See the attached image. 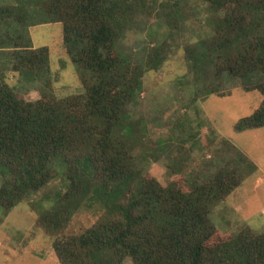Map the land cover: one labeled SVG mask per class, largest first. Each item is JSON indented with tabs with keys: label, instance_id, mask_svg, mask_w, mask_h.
Returning a JSON list of instances; mask_svg holds the SVG:
<instances>
[{
	"label": "trees",
	"instance_id": "16d2710c",
	"mask_svg": "<svg viewBox=\"0 0 264 264\" xmlns=\"http://www.w3.org/2000/svg\"><path fill=\"white\" fill-rule=\"evenodd\" d=\"M199 1L207 3L210 32L184 41L189 105L213 93L227 95L228 86L239 83L263 98L235 130L264 127V0ZM7 2L0 18L11 36L3 38L1 29L0 44L14 48L8 68L43 79L45 86L49 49L33 46L26 25L59 22L83 87L68 95L44 88L39 98L26 100L0 72V222L61 179L63 191L43 190L31 203L38 210L36 228L52 239L60 264H125L127 258L133 264H264V230L246 226L222 237L212 221L214 207L256 169L247 155L234 147L237 157H222L216 172H190L181 187L144 172L134 153L145 134L130 126L133 105L144 74L158 70L184 37V24L195 12L186 1L171 8L158 0ZM13 14L23 32L8 23ZM153 18L157 29H166L157 34ZM144 30L150 43L124 44L128 33ZM84 210L97 218L71 231V221Z\"/></svg>",
	"mask_w": 264,
	"mask_h": 264
},
{
	"label": "rangeland",
	"instance_id": "374dc122",
	"mask_svg": "<svg viewBox=\"0 0 264 264\" xmlns=\"http://www.w3.org/2000/svg\"><path fill=\"white\" fill-rule=\"evenodd\" d=\"M7 1L0 0V6L7 5ZM174 1L158 0L159 3L163 2L165 8H171ZM182 1H186L187 9L191 7V12H195L184 24V37L175 40L178 45L175 44L169 58L158 70H149L144 74V87L133 105L130 126L135 131L142 129L145 139L134 153L138 155L144 172L156 176L163 183L177 180L181 187H185L183 176L198 170L218 171L224 164L222 157L231 159L239 155L235 151L237 148L254 162L256 169L241 179L239 185L214 207L212 221L220 229L222 237H229L246 226L263 231L264 127L235 130L236 123L242 117L258 108L263 96L258 90L247 91L238 83L228 86L230 92L227 95L213 93L200 99L197 104L189 105L192 85H187L191 77L187 79L185 76L184 41L198 34L205 35L210 32V26L206 19V2ZM186 13L188 15L190 11ZM9 20L14 29L23 32L22 27L16 26L19 24L14 14ZM155 20H150L152 29H157ZM26 21L21 24L26 25ZM3 22L6 24L0 18V37L2 29L6 31L2 37L6 38L11 36V30L6 29ZM26 26L33 46H46L49 49V73L44 79L48 83L44 86L43 79L32 80L30 76L24 77L21 72L8 68L11 63H6V59L14 48L6 43L0 44L2 79L26 100H36L44 88L58 95L79 92L83 84L66 52L62 24L44 22ZM164 29L165 26L157 29V34ZM150 38L146 30L141 35L130 32L123 42L139 48V45L150 43ZM183 79H186V84L182 82ZM57 189H65L61 179L51 181L43 190H48L50 194ZM43 190L19 203L0 222V264H60L52 247V239L35 224L38 210H34L31 203L42 198ZM96 218V213L84 210L71 221L69 229L81 231ZM125 264H133L132 259L127 258Z\"/></svg>",
	"mask_w": 264,
	"mask_h": 264
}]
</instances>
